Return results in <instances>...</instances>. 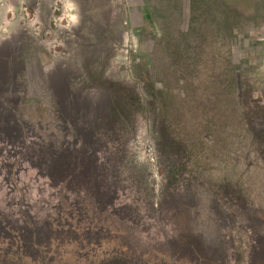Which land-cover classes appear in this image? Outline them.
Segmentation results:
<instances>
[{"label":"rangeland","instance_id":"374dc122","mask_svg":"<svg viewBox=\"0 0 264 264\" xmlns=\"http://www.w3.org/2000/svg\"><path fill=\"white\" fill-rule=\"evenodd\" d=\"M64 1L0 0V117L11 121L14 108L27 126L40 125L49 136L42 154L27 143L21 148L19 139L0 138V264H172L173 256L194 258L189 253L198 254L203 235L215 232L232 243L224 259L247 262L251 232H264V186H255L264 161L221 153L215 135L235 123L206 116L197 98L185 107L177 98L183 79L203 68L199 51H206L207 65L222 67L224 95L240 80L243 74L231 75V68L241 42L198 41L215 33L231 38L233 30L205 27L178 0H70V11ZM211 48L222 59L211 57ZM236 62L240 71L249 64L244 53ZM44 70L55 71V79ZM114 88L125 91L126 106H118ZM70 89L77 102L91 104L86 121L92 126L90 118L103 114L114 133L100 130L101 136L120 142L103 141L95 153L63 147L73 135L63 131L68 138L61 144L52 113L34 96L69 99ZM239 103L242 142L247 131L264 130V108L242 96ZM161 127L180 148L162 152ZM63 167L65 181L50 177Z\"/></svg>","mask_w":264,"mask_h":264},{"label":"crops","instance_id":"0c3cea01","mask_svg":"<svg viewBox=\"0 0 264 264\" xmlns=\"http://www.w3.org/2000/svg\"><path fill=\"white\" fill-rule=\"evenodd\" d=\"M180 2V6L182 10H188L191 16L195 17V13L199 19L202 21L204 26H214L215 28L222 29L231 28L233 30V35L231 38L224 37L222 35L214 34L213 36L203 35L198 38V41L214 43L221 45L223 42L228 41L233 45L237 44L238 42L242 44L240 51L237 50L236 57L237 60L239 58L240 53H244V56L249 60V64L244 66L247 68L246 70H234L235 66L237 65L236 61H234L233 66L231 68V75L233 71H235V75L239 77V73L243 74L238 81L231 83L229 88L226 90L228 94L226 96H230V105L234 106V113L232 112L231 121L232 123L238 122V115H239V96H242L244 101H248L247 104L251 105H262L264 108V0H178ZM72 2V1H71ZM70 0H65L62 4V8L64 10L70 11L75 10ZM230 4V8L227 7ZM101 3L98 1H93V10H99ZM230 12H232L230 14ZM244 32L245 36L240 38L239 33ZM3 41V40H2ZM183 41L190 44L191 38L190 36L183 37ZM210 47V46H208ZM238 47V46H237ZM208 49V48H207ZM216 57L222 59V52L220 50H216L215 52ZM234 54V53H233ZM235 56V55H234ZM233 56V57H234ZM198 57L200 59L206 58V51L203 52L199 51ZM47 69V68H45ZM199 73L203 71V68H199ZM205 70V69H204ZM243 72V73H242ZM43 74L46 76V79L51 76L55 79L54 72H48V70H44ZM203 74H201L200 78ZM215 83L214 87L217 90H222V94L220 95V101L223 100V91L225 86L223 85V70L222 67H219L218 70L215 72ZM49 79V78H48ZM61 82V76H59ZM243 79V80H242ZM194 79L190 80L187 79L188 82L184 83V95L185 92H190L193 83H191ZM185 81V80H184ZM57 82V81H56ZM62 84V83H61ZM202 85V82L200 83ZM200 85V86H201ZM56 88V86L54 87ZM214 89V90H215ZM49 91H51L49 89ZM240 94V95H239ZM190 95V94H188ZM41 96V100L43 99V95H35L34 98L39 99ZM56 98V94L54 95ZM215 96H218L216 94ZM191 97V96H189ZM219 99V96L217 100ZM184 100H187L184 97ZM216 100V101H217ZM44 101V100H43ZM46 101V100H45ZM189 101V100H188ZM219 102V100H218ZM257 103V104H255ZM50 104V103H49ZM48 106V104H46ZM221 134V133H220ZM230 137V146H229V154L231 156H239L241 154L250 155L255 157L254 152L252 149H257L259 154H263L264 156V130L263 131H255L250 130L247 131L244 141L241 142L239 137L240 132L238 129H232L229 132ZM222 137L224 135H221ZM249 140V141H248ZM234 157V158H235ZM257 159L264 161V158L257 157ZM259 182L255 186L263 187L264 186V177L263 179L259 178ZM252 238L251 244L255 245L254 243L259 242L257 239H260V242L264 241V232H255L252 231ZM258 237H257V236ZM257 238V239H256Z\"/></svg>","mask_w":264,"mask_h":264},{"label":"trees","instance_id":"16d2710c","mask_svg":"<svg viewBox=\"0 0 264 264\" xmlns=\"http://www.w3.org/2000/svg\"><path fill=\"white\" fill-rule=\"evenodd\" d=\"M211 50H212V48L209 51H211ZM206 56H207V54H206ZM207 57L202 58L203 62H200L201 63L200 66L203 67V71L201 73H199V70H198L197 75H195L196 77L191 82L194 84L193 89H191L190 92H185V95L183 92L182 95H178L177 98L179 99V101H180V98H182L181 100L183 102L184 107L187 106L188 100L191 99V100L195 101L194 99L197 98L200 102L199 106L204 108L206 116H210V115L213 116L216 119V122L222 121V120H220L219 116H223L222 118H224V121L230 122L231 119L228 120L226 117L228 115L231 116L232 112L234 113V106H231L230 104H224L225 99L230 101V98H229L230 96H226L223 94V100L220 101V95L219 94H222V90H218V89L216 90L214 87V83H215V81H214L215 75L214 74H215L216 70H218L219 65H217V66L215 64L212 66H211V64L207 65L206 64V60L208 59ZM211 57L217 58L216 54L214 52H212ZM201 74H203L202 75L203 78H200ZM144 75L149 80V73L144 71ZM184 80L185 79H183V81ZM186 81L187 80H185V82ZM201 82H202V85L200 84ZM114 89L116 91H118V94H117L118 96H116V98L119 100L120 105H118V104L117 105L121 106L123 104L124 106H126L125 103L127 102V98H126V96L122 95V93H125V91H121L119 88H114ZM152 91L153 90L149 86H148V88H146V92L153 94ZM73 92H74L73 89H70L67 91L68 96L70 95L69 99L67 97H65V99L61 100V99H58L57 96H56V98H54L55 96H52L51 94L49 95V99H47L46 101H43V99L41 100V96L39 97V100L41 103L40 108L46 113V115L49 112L52 113V115H47V116H48V119L50 120L49 123L53 124V128L57 133L56 139L58 141H60V143L62 144L61 140H63L64 138H68V134L65 135L63 131H65V132L68 131L73 135L71 140H68L65 143V145L63 144V147L64 148H70V149L81 148V149H85L86 151H92L95 153V152L101 151L100 144L103 141L106 142V145H109V144L113 145V142H116V143L120 142L119 139H117V138H112V140L110 141L109 136L108 137H107V135L101 136L102 133H105V134L106 133H110V134L114 133L112 123L108 122L106 125L107 119H103L104 118L103 114H98V116H96L95 118L94 117L90 118L94 122L92 126H91L90 122L86 121V120H88V114L91 113V107L92 106L88 101H86L85 103H82L81 101L77 102L78 99L76 98L75 94L73 95ZM188 94H190V95H188ZM216 94H218V96H219V99H218L219 102L217 100L218 96H215ZM189 96H191V97H189ZM184 97H186L187 100H184ZM47 101H49V103H50V104H48V106L45 104V102H47ZM112 104H113V102H112ZM114 105H116L115 100H114ZM181 105H182V103H181ZM227 105H229V106H227ZM13 107H16V106H13ZM108 107L109 106H107V108ZM228 108H229L230 112H226V110ZM13 109L14 108L11 109L12 115H9L12 118L11 121H9L8 119H3L4 116L0 117L4 120V122H2L0 124V133H2V135H4V136H0V138L3 139L4 137H7L8 139L10 138L11 140L19 139V141L20 140L21 141L19 142L20 144L19 143L18 144L20 146H22L21 148H26L25 146L27 143V145L30 144L31 147L35 149V151H39V153L42 154L44 151V148L42 147L44 145H42V144H46V142L49 140V136L47 135V137H43L40 134V130H43V129H41L40 125H35L33 128H31V126H29V125L27 126V124H25L19 118V116L17 115V112ZM193 109H194V107H193ZM231 110H232V112H231ZM1 114L5 115V113H3V112H0V115ZM22 115H23V117L26 116V114H24V113ZM209 120H210V118L208 119V121ZM30 121H31V124H34L32 122V121H34L32 116H31ZM37 122L40 123V121H38V120H37ZM230 123H232V122H230ZM236 124L237 123H235V125ZM235 125L233 126L231 124V126H226V127L222 126L223 130L217 131L215 136H216V139L218 140L217 144L220 148L221 153L223 152L222 149H226V150L229 149V146H230L229 144L231 141L230 139H228L230 137L229 132H231L232 129H238ZM227 127H229V129H227ZM100 130L101 131L104 130V132L101 133ZM16 131L19 133V135L13 136L12 133H16ZM240 131L241 130H239V132ZM28 132H32L36 136V142H33L29 138ZM219 133H221V134H219ZM221 135H224V136L222 137ZM159 136H160V142L159 143H161V149H162L163 153H166L167 149L170 150L171 147L176 146V145H177V148H180V144L175 143L172 136L169 135L168 129L166 127L160 128ZM105 137H107V138L105 139ZM38 139L40 140V142L37 141ZM97 146H99V147H97ZM252 151L254 152L255 157L264 158L263 154H261V153L259 154L257 149H252ZM223 153L229 154V151L223 152ZM57 166H58V164L56 165V167ZM60 167H62L61 164L59 165V168ZM67 172H68V170L65 167H63L62 171L59 173L55 172L54 174H51L52 173L51 172L50 177H53V179L56 178L59 182L65 181L68 177ZM93 177L94 176H91L92 179H93ZM95 177H96V181H99V179L102 178V175L98 174ZM82 180L85 181L86 178L83 176ZM91 182L93 183L92 180H91ZM91 182L89 181V184H91ZM89 184H87V182L84 183L85 186L89 185ZM114 209H115V206H114ZM222 237L223 236H221V238ZM217 242L220 243L221 240L217 239ZM222 242H223L222 243L223 247H227L225 245L229 244V243H226V238H223ZM225 249L227 250V248H225ZM225 249L223 248L221 250V252L226 251ZM234 262H236V259L232 258V264H234Z\"/></svg>","mask_w":264,"mask_h":264},{"label":"flooded vegetation","instance_id":"af4514ba","mask_svg":"<svg viewBox=\"0 0 264 264\" xmlns=\"http://www.w3.org/2000/svg\"><path fill=\"white\" fill-rule=\"evenodd\" d=\"M221 236H223L221 238ZM204 238V243H199V247H198V254H195L196 252L192 251L189 253L190 256L194 257V258H188V257H176L173 256L172 258H170V262L172 264H232V259L226 260L223 257L226 256V254H223L224 252H221V250L224 248H227L230 246L232 247V243L231 244H227L225 246L227 247H223L222 245V239L226 238L224 236V234L220 233V232H215L213 234H204L203 237L201 238L203 240ZM218 240H221V242H217ZM257 241L254 243V248L252 247L251 250H253L251 252V258L248 257L247 262H241V263H235V264H257V262H259V260L264 261V241L260 242V239L258 238ZM226 243L227 240H226ZM208 249H207V248ZM223 247V248H222ZM185 249V247H183ZM209 249H211L212 251L209 253ZM186 250V249H185ZM208 250V251H207ZM226 250V249H225ZM263 250V252H262ZM197 257V258H196ZM260 264V263H259Z\"/></svg>","mask_w":264,"mask_h":264}]
</instances>
